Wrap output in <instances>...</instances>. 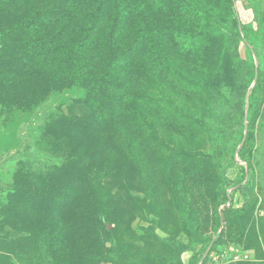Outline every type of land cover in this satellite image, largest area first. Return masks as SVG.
Here are the masks:
<instances>
[{"label":"rangeland","instance_id":"rangeland-1","mask_svg":"<svg viewBox=\"0 0 264 264\" xmlns=\"http://www.w3.org/2000/svg\"><path fill=\"white\" fill-rule=\"evenodd\" d=\"M82 1L0 0V264H264V0Z\"/></svg>","mask_w":264,"mask_h":264},{"label":"trees","instance_id":"trees-1","mask_svg":"<svg viewBox=\"0 0 264 264\" xmlns=\"http://www.w3.org/2000/svg\"><path fill=\"white\" fill-rule=\"evenodd\" d=\"M71 4H74L77 7H81L85 3L82 0H78V2L76 0H71ZM108 5H110V4L108 3L107 0H105V2H103V7L101 6V10L97 11V13L94 16L95 21L93 23H90V25H86L88 28H87V31H86L82 41H79L76 44L77 48H81L84 51L87 49H93L94 50L97 48L98 43H101L104 46V50L100 51L99 52L100 54L97 53V55H96V58L100 57V59H101V56H103L104 54L111 53V50L114 49L115 44H117L118 42H120V44H121L122 39L124 37V35H122L124 33V28H123L124 25L122 24V26H120L118 29V35L121 37L114 39L113 33L111 31H109L110 36H107L104 41L101 39V37H102L100 34L101 25L105 22V19H107L109 17L107 14V12H109ZM110 22L113 25L117 21L113 20ZM34 24L35 23H33L31 27H33ZM2 34L3 33H1V35ZM65 47H63L64 51L62 53L64 55H68L69 51L66 49L72 50L73 47H75V43L73 41L69 42V43L65 44ZM53 50L56 53V52H58V50H62V49H58V47H56ZM106 80H107V77L104 76L103 74L98 75L97 77H95L93 79V81H92L93 87H92V85L89 86V90L93 89L94 93H96L98 91V87L101 86L102 84H104Z\"/></svg>","mask_w":264,"mask_h":264},{"label":"built area","instance_id":"built-area-1","mask_svg":"<svg viewBox=\"0 0 264 264\" xmlns=\"http://www.w3.org/2000/svg\"><path fill=\"white\" fill-rule=\"evenodd\" d=\"M247 259H248L247 254H244V255L240 256V260H247Z\"/></svg>","mask_w":264,"mask_h":264},{"label":"water","instance_id":"water-1","mask_svg":"<svg viewBox=\"0 0 264 264\" xmlns=\"http://www.w3.org/2000/svg\"><path fill=\"white\" fill-rule=\"evenodd\" d=\"M108 228H110V227L108 226Z\"/></svg>","mask_w":264,"mask_h":264}]
</instances>
